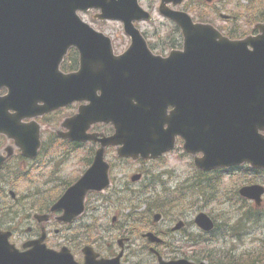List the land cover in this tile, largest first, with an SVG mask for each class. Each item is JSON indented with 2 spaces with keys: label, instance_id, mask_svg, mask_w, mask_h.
<instances>
[{
  "label": "water",
  "instance_id": "obj_1",
  "mask_svg": "<svg viewBox=\"0 0 264 264\" xmlns=\"http://www.w3.org/2000/svg\"><path fill=\"white\" fill-rule=\"evenodd\" d=\"M181 1L161 0L159 5L160 12L181 27L184 38L183 50L172 51L165 59L151 56L144 48L148 45L134 21L151 16L138 0H0V47H39L41 52H44L41 47H47L54 69L61 55L69 47H76L81 53L80 69L65 76L80 88L68 96L61 88L56 105L63 99L77 98L80 92L85 94L91 85L96 88L102 84L105 93L98 98L88 97L91 102L81 109L83 120L80 121H85V129L91 121L112 122L115 134L102 140L105 144L122 143L118 149L120 154L140 152L144 156L150 153L157 156L172 146L170 140L177 132L185 138L186 150L204 151V156L196 159L201 168L243 161L264 168V135L259 134L264 130V41L260 39H264V23L258 25L262 31L260 36L229 39L212 25L194 22L186 12L168 6L169 2ZM91 7L100 9L95 17L123 22L124 31L131 39L126 54L114 56L110 37L80 19L77 11ZM248 45L253 48L248 49ZM131 52L138 53V62L127 58ZM56 54L59 58L54 59ZM31 81L44 90L49 86L52 92L58 91L51 86L54 82L48 85L35 76ZM21 83L18 91L21 99L32 100L33 96L23 88L25 82ZM168 106L173 108L170 113H166ZM164 123L168 125L164 134L170 136L169 141L163 140L160 134ZM209 129L213 134L212 143L207 137ZM99 154V161L95 160L86 175L54 203L52 211L66 209L61 220L71 221L82 211L84 194L73 195L77 187L89 179L92 188L97 190L107 185L103 151ZM240 193L260 204L264 186L246 185ZM74 198L77 208L73 210ZM159 217L156 214L155 220ZM195 220L204 230L213 227L212 219L205 212H199ZM148 236L159 240L151 232ZM84 251L90 257L91 248L85 247ZM49 253L59 264L63 259L77 264L65 247L59 253L49 249ZM31 262V254H17L8 243L1 246L0 264ZM185 263L189 262L161 264Z\"/></svg>",
  "mask_w": 264,
  "mask_h": 264
},
{
  "label": "flooded vegetation",
  "instance_id": "obj_2",
  "mask_svg": "<svg viewBox=\"0 0 264 264\" xmlns=\"http://www.w3.org/2000/svg\"><path fill=\"white\" fill-rule=\"evenodd\" d=\"M209 5V4H208ZM223 17V16H222ZM264 17V16H263ZM223 33H227L221 30ZM255 36H259L260 30H252ZM235 37V36H234ZM264 41L263 37L260 38ZM43 48V47H41ZM114 48V47H113ZM128 47H125L119 52L113 50L114 53L120 54L124 52ZM181 47H149V50L154 55H158L161 58H166L173 50H180ZM39 47H0V249L1 246L6 244L7 241L13 246L14 249H18L19 252H26L32 255L31 264H59L52 260V253H49V249L59 253L63 247L70 251L73 259L77 264H108L106 260H113L112 264H161L162 262L175 261V260H187L193 264H197L201 261L207 264H262L258 260H249L241 255L236 254V248L242 243V232L239 221L236 226L233 227L237 235H228L227 233L232 229L228 223L224 221L222 224H218L212 214L206 211L211 219L214 221L215 227L209 231H205L200 228L196 223L197 212L204 211L203 209L195 210L192 204L181 203L187 198V200H196L194 195L203 201L209 203L215 199L221 198L222 195H216L212 191L202 194L201 187L209 185V188L219 186L222 183L224 177L232 178L238 177H252V181L245 184L238 185L235 190L225 189L223 195L230 196L233 199L226 208L231 210L245 211L246 205L244 202H249L247 209L258 210L260 217L264 219V197L263 202L260 205H255L254 202L241 196L240 188L247 184L262 183L260 178L261 170L257 168L247 167V164H240L237 166H228L222 168H215L211 170H202L195 165V159L203 156V151L195 148L194 152H188L184 150V139L179 134H174L173 148L159 155L156 158H144L141 155L131 157L118 155L117 149L120 146H103L100 139L111 137L115 132V126L113 124H93L87 130L86 133L93 134L94 138L91 140H69L63 138L60 135L71 133V135H77L84 131V121L73 122L71 119L75 117L82 106L87 104L84 100H74L65 106H59L56 109H51L47 112H40L38 105L42 104V95L44 92L39 91L37 88L34 98H37L39 102H35L31 99L22 100L19 95L22 83L24 80L29 79V84H25L23 88H26L30 92L32 86V78L44 79L46 83L54 82L51 86L61 92H65V96L69 93V89L73 90L79 88L73 80L68 78L63 84L64 80L62 74L75 71L79 67L80 54L75 49H70L62 57L59 62L57 70L52 66V55L46 52H38ZM59 58V55H54V59ZM45 64V66H44ZM48 64V65H47ZM36 67L34 68V66ZM59 69V70H58ZM22 78V79H21ZM102 84L94 88L92 85L88 87L90 91L86 96L93 97L101 95ZM35 88V87H34ZM84 88V87H83ZM112 91L115 90L114 86L110 87ZM50 87L45 93H49ZM11 92H14L10 97ZM60 92V93H61ZM74 91H72L73 93ZM31 94V92H30ZM83 93H78L76 99H81ZM64 96V97H65ZM57 98L58 95H55ZM55 98V99H56ZM54 99V100H55ZM54 123V124H53ZM166 126H164L165 130ZM52 130L54 139L52 142H47L45 134L47 130ZM209 142L212 140V132L209 130L207 133ZM57 141L58 147H61L59 151L60 155H66L67 152L79 151L84 152V147L89 149V154L85 161H87L86 167L82 168L77 174L78 176L72 178V180H66L61 176L56 177L54 182L55 186L60 185L62 188L58 194L50 192L47 195L46 188L40 190L37 186L30 189V191H24L21 195L14 189L15 181L19 179H29L31 171H36L42 168L44 165H49L48 174H51L56 170L52 166V162L48 161L51 156V148ZM102 145V148H101ZM38 146V147H36ZM51 147V148H50ZM104 148V150H103ZM181 149L180 153L186 154L192 160L193 171L183 179L178 189L174 190L177 185H170L168 182L172 176L170 169L165 168L163 171H158L156 174H151L150 169L145 167L147 164H162L167 155L173 154L176 150ZM101 150V151H100ZM103 150V163L105 165V173L107 174L108 183L104 190H91L90 179L80 187L74 190L73 195H86L89 197L99 196L110 191L114 194L122 192H132V185H137L140 195L154 194V188L157 186H163L165 194L167 192H173L174 194L167 193L174 196L175 202H170L164 205L163 213H158L160 218L154 221L153 208L148 202L149 199L143 198L140 202L135 203L137 211L140 212L141 224L150 225V222L155 223L161 220L169 221L173 223L171 227L160 230H148L142 231L139 228H132L131 225H117L116 215L112 216L111 221L107 224L105 220H100V214L97 211H102L101 204L91 206V203L85 202L83 212L75 217L73 220H59V217L63 216L65 207L52 211L54 202L63 194H65L75 182L84 176L85 172L94 164L95 160H98L99 153ZM109 152L114 156H110ZM107 154V155H106ZM79 158L84 160V157ZM179 158V157H177ZM135 162L140 164L139 167L130 174H127L126 179H118L113 176V169L115 162ZM167 173V181L164 179L163 174ZM42 174V171L40 172ZM52 177H47V184L52 181ZM243 182V181H242ZM244 183V182H243ZM10 186H13L12 188ZM199 186V189L197 188ZM90 187V188H85ZM194 187L198 192H191L190 189ZM51 186H48L49 191ZM172 188V190H171ZM39 192V193H38ZM109 193V194H110ZM159 193V192H158ZM164 194V195H165ZM42 196V197H41ZM162 196V195H161ZM119 199H117V202ZM146 201V202H144ZM77 201L73 199V210L77 208ZM90 202V201H89ZM236 203V204H233ZM127 204V203H124ZM125 206V205H124ZM87 208V209H86ZM93 210V214L89 215L88 210ZM152 213V220L146 218L147 213ZM186 211H193V214ZM191 214V215H186ZM122 215V214H121ZM92 216V217H89ZM87 217L88 220L83 218ZM95 217V218H94ZM64 219V218H62ZM224 220V219H223ZM104 222L103 225L101 222ZM104 226L101 231L106 233L107 239L105 240L108 248L111 247V242L116 240L120 250L105 251L101 250V239L104 237L92 236V232H96L98 228ZM121 229V234L113 236L115 231ZM133 229V230H132ZM141 232V235L138 233ZM155 234L159 241L152 240L148 233ZM225 241L228 238L236 242L235 245H231L226 250L223 248L219 256H213L210 253L206 255H199L196 251H186L185 246H195L197 243H213L218 241L223 235ZM61 235L62 242L53 243L52 236ZM140 240V241H138ZM129 242H144L146 248L149 249L151 259H145L141 262H127L128 252H125V248ZM152 243L151 246L147 245ZM82 243H85L82 245ZM178 243L180 245L172 246L171 244ZM98 244V245H97ZM184 244V245H183ZM84 245H90L95 250L91 252L87 257V253L82 251ZM154 245H156L154 247ZM149 246V248H148ZM100 250H99V248ZM127 248H129L127 246ZM84 250V249H83ZM68 256V254L66 255ZM118 256V257H117ZM90 258V259H88ZM118 258V260H115ZM101 260H104L101 262ZM129 261V260H128ZM60 264H69L68 259H63ZM111 264V263H109Z\"/></svg>",
  "mask_w": 264,
  "mask_h": 264
},
{
  "label": "rangeland",
  "instance_id": "obj_3",
  "mask_svg": "<svg viewBox=\"0 0 264 264\" xmlns=\"http://www.w3.org/2000/svg\"><path fill=\"white\" fill-rule=\"evenodd\" d=\"M143 7L149 9L152 12V19L151 21H143L138 23V27L146 33L147 40H149L155 47H169L168 43L165 41L169 38L176 37V40H180L179 34L177 31H173V28L170 26L172 23L168 22L167 19L162 17L157 11V5L159 0H140ZM209 4V5H208ZM180 7H184L191 15L193 14L198 19L204 18L207 22L214 24L219 30H223L225 32L232 31L235 34H238L239 37L246 36L248 34H253V27L258 22H264V0H212V2L208 3L206 0H185ZM96 12V10H89L86 14H81L84 19L89 21V23L95 27L97 30H100L111 37L113 47L116 52L121 51L129 44L128 37L123 32V26L120 22L115 20H95L92 15ZM223 16V17H222ZM164 40L163 45L161 42ZM54 124V123H53ZM52 130H47L45 137L47 142H52L54 139L53 133L51 134ZM57 141L53 144L51 148V156L48 161L52 162V166L57 168L51 174H48V169L50 166L44 165L42 168L37 169L36 171H31L29 174V179L22 180L19 179L15 181L14 189H16L19 194L21 195L24 191H30L31 188L37 186L40 190L46 188L47 195L50 192H54V194H58L60 189L62 188L60 185L55 186L54 182L56 181V177L61 176L66 180H72V178L78 176L77 174L81 171V169L86 167L87 161L86 158L89 154V149L84 147V152L76 151L67 152L66 155H60L59 151L61 147H58ZM181 149L176 150L173 154L167 155L164 162L162 164H147L145 167L150 169L151 174H156L158 171H163L165 168L170 169L171 171V179L168 181L170 185H177L176 189L179 188L180 183L183 182V179L187 177L191 171H193L192 167V160L186 154L180 153ZM107 155V154H106ZM110 156H114L113 153L109 152ZM84 157V160L79 158ZM179 157V158H177ZM115 162V161H113ZM140 164L135 162H115L114 169L112 171L114 177H118V179H126L127 174L133 173ZM247 170V167L245 168ZM42 171V174L40 173ZM51 176L53 179L47 184V177ZM168 176L167 173L164 172L163 177L161 178L164 182L167 181L166 177ZM260 178L261 182L264 183V172L260 174V177L255 178L257 180ZM254 178L252 177H238L233 176L232 178L224 177L223 181L219 186H216L213 189V193L218 196L222 195L221 198L215 199L209 203H204L200 201L197 195H194L193 198L196 200H183L181 203H188L192 204L195 210L203 209L204 211H208L212 214L218 224H222L224 221L228 223H234V221L238 218V215H241L243 210L234 211L231 210L229 207L226 206L231 202L233 199L230 196L223 195V191L226 189L235 190L238 185L245 184L247 182L252 181ZM125 181V180H124ZM244 183H243V182ZM258 181V180H257ZM51 186V190L49 191L48 186ZM11 188L13 186H10ZM133 189L132 192H122V193H115L116 197H113L114 194L107 192L104 194H100L99 196L89 197L86 199L87 203H91V206L101 204L102 211L96 212L100 214V220H105L108 224L111 221L112 216L116 215V222L117 225H124L130 224L132 228H142V231L148 230H163L167 227H171L173 223H169V221L161 220L160 222L153 224L150 222V225L141 224L140 212L133 211L131 215H127L128 209L124 208V205H133L135 203L140 202L143 198L147 197V194L142 196L140 195V191L137 188V185H132ZM163 187V186H161ZM160 186L154 188V194H150L148 199H153L154 197H159L165 194V186L162 190ZM172 190V188H171ZM191 192H195L196 190L194 187L190 189ZM159 192V193H158ZM39 193V192H38ZM110 193V194H109ZM170 194H174L172 191L167 192ZM198 194V192H195ZM42 197V196H41ZM264 197V196H263ZM117 199L119 201L117 202ZM90 201V202H89ZM146 202V201H144ZM127 203V204H124ZM236 204V203H233ZM246 205L245 210L247 211V207L249 202H244ZM87 209V208H86ZM89 215L93 214V210L87 211ZM150 214L147 213L146 218L152 220V213L156 212V210L149 211ZM187 213L193 214V211ZM248 215L251 214L246 212ZM255 213V212H252ZM122 214V215H121ZM186 214V215H191ZM92 217V216H89ZM95 218V217H94ZM84 220H88L87 217L83 218ZM224 219V220H223ZM101 222V221H100ZM105 225L104 222H101ZM112 223V221H111ZM244 227H243V236H242V243L236 249V254L241 255L243 253V257L249 260H258L260 263L264 264V220H244ZM101 225L100 228L96 230V232H92L90 235L92 236H99L104 237L101 239V250L105 251H115L118 252L120 247L116 240L111 242V247L106 248L107 239L106 233L101 231L104 226ZM133 230V229H132ZM121 229L119 231H115L113 236H118L121 234ZM141 232L138 235H141ZM140 241V240H138ZM53 243H60L62 242L61 235H54L52 236ZM152 243L147 245L151 246ZM236 242L232 241V239L228 238L225 241V236H222L218 241L213 243H197L195 246H185L186 251H196L200 256L206 255L207 253L212 254L213 256H219L222 252V249L225 250L230 248L231 245H235ZM98 245V244H97ZM172 246L180 245L178 243L171 244ZM184 245V244H183ZM127 246L129 248H127ZM125 248V252H128V260L127 262H141L145 259L150 260L151 256L146 255L149 254V249L146 248L144 242H129ZM148 246V248H149ZM156 245H154L155 247ZM99 248V247H98ZM100 250V248H99ZM145 258V259H144Z\"/></svg>",
  "mask_w": 264,
  "mask_h": 264
},
{
  "label": "bare ground",
  "instance_id": "obj_4",
  "mask_svg": "<svg viewBox=\"0 0 264 264\" xmlns=\"http://www.w3.org/2000/svg\"><path fill=\"white\" fill-rule=\"evenodd\" d=\"M197 188L199 189V186H197ZM213 189H214V187H212V189H210L209 185H205L204 187L200 188V191L202 194H206L210 191H213ZM175 200L176 199L174 198V196H171V195L166 193L165 195L159 196L158 198L154 197L153 199H149L148 202L151 204L153 210H156V212H158V213H161V212L163 213L164 209H162V207H164L165 204L170 203L172 201L175 202ZM124 208L128 209L127 215H131V213L133 211H137V209H136L137 207L135 205H125ZM126 225H130V224L126 223Z\"/></svg>",
  "mask_w": 264,
  "mask_h": 264
},
{
  "label": "trees",
  "instance_id": "obj_5",
  "mask_svg": "<svg viewBox=\"0 0 264 264\" xmlns=\"http://www.w3.org/2000/svg\"><path fill=\"white\" fill-rule=\"evenodd\" d=\"M233 33H234V32H233ZM233 33L230 32L229 34L232 35ZM174 41H175V40L170 41L169 44H171V45H175Z\"/></svg>",
  "mask_w": 264,
  "mask_h": 264
}]
</instances>
